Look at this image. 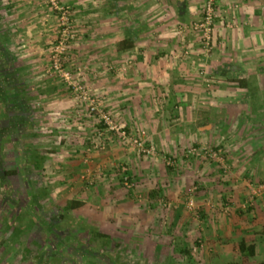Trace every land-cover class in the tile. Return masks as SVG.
<instances>
[{
    "label": "crops",
    "instance_id": "obj_1",
    "mask_svg": "<svg viewBox=\"0 0 264 264\" xmlns=\"http://www.w3.org/2000/svg\"><path fill=\"white\" fill-rule=\"evenodd\" d=\"M62 1L77 33L69 47L71 71H81L84 84L116 122L158 155L137 154L117 136L105 150L91 151L101 123L70 88L46 72L49 44L58 32L57 14L44 0H0V45L8 59V65L0 66V132L12 128L8 138L16 134L20 146L26 138H36L38 122L47 119L50 134L61 136L50 160L49 155L32 154V168L39 160V171L47 163L52 170H66L53 181L59 187H41L39 199L48 196L51 201L52 195L65 192L69 200L83 203L77 210L92 212L93 218L100 213L142 218L141 210L155 217L163 207L175 206L164 226L194 233L179 201L185 180H198L201 167L186 151L205 144L223 148L233 169L229 190L220 195L228 215L221 211L224 221L220 219L219 227L213 223L218 232L242 240L225 246L223 253L219 245L214 247L215 259L223 254L226 264H264V197L250 207L248 188L264 182V64H259L264 62V0H218L220 19L211 52L192 33L204 0ZM227 113L247 115L254 128L246 125L242 139L234 130H222L223 122H233ZM250 131L256 132L250 139L255 138V145L248 144ZM166 158H174L177 168H169ZM124 168L136 186L129 196L120 184ZM81 178L96 186L85 188ZM207 181L202 179L204 194L211 198ZM242 241L254 246V253H242Z\"/></svg>",
    "mask_w": 264,
    "mask_h": 264
},
{
    "label": "rangeland",
    "instance_id": "obj_2",
    "mask_svg": "<svg viewBox=\"0 0 264 264\" xmlns=\"http://www.w3.org/2000/svg\"><path fill=\"white\" fill-rule=\"evenodd\" d=\"M44 1L48 3L58 18L57 37L51 39L52 42L49 44L48 57L50 62L46 72L48 77L55 78L58 83L69 88L63 77L50 72L54 51L64 38L63 16L51 4L50 0ZM205 2L206 0L203 1L200 19L202 18ZM56 3V6L69 10L71 29L75 35L74 40H76L77 33L70 8L64 6L62 0H57ZM216 14L218 16L217 23L220 19L218 10ZM199 20L194 21V24ZM192 33L198 34L199 38H202L194 29H192ZM201 42L203 43L202 39ZM71 43L72 41L66 44V54L64 56L66 58L64 65L69 71H71L68 59ZM203 46L202 48L205 50ZM213 47H215L214 40ZM12 48L17 53L18 49ZM259 64L263 65L264 62ZM74 71L76 73L79 70L75 68ZM234 101L232 100V102ZM230 104L233 107L235 106L234 103ZM232 109H234L233 112H236V108H230V110ZM227 114L228 120L232 119L233 122H223L221 129L234 130L232 132H237L239 134L238 138L242 139L241 134L245 132L246 125L252 126L254 123L249 122L247 115L243 117L237 114L234 117L236 113ZM235 118L237 119L235 120ZM37 120L40 121V118ZM250 120L253 121V119ZM47 127V119L38 122L35 130L38 136L30 141L26 138L25 141L20 142V146H17L19 143L17 135L14 134L15 132L11 141L8 138L12 134L10 133L12 128L10 130L4 128L3 132H0V264H226V256L223 254H218L221 261H216L217 254L214 252V247L219 245V248L223 249L221 250L223 253L225 246L238 243L242 239L237 235L218 232L221 229L215 226V224L218 227L221 225L220 219L224 221L222 214L223 212L227 213L223 209L225 203L220 195L224 196L227 192L226 189L229 190L231 184L230 174L233 173L232 165L228 161V154L225 153L223 148H215L206 144L197 147H206L210 150L218 149L221 152L222 162L203 157H189L192 161L200 162L201 168L199 174H197L199 175L198 180L197 176H195V179L185 180L183 192L180 195L182 200L179 201V204L182 203V215H184L186 221L191 223V229L195 230L194 233L188 234L187 231L178 230L176 227L168 229L164 226L163 221L167 219L165 218L166 214L169 221H171L175 206L168 210L163 207V211H159L155 217H146L147 212L141 210L143 211L141 212L142 218L139 216L122 217L123 213L118 218L103 217L101 213L99 214L100 218L96 216L93 218V214H90L92 212L87 211L88 213H86L83 209L76 212L66 211L68 203L71 202L69 200L71 196H66L65 192L52 195L51 201H49L48 196L44 197V200H40L41 187H48L51 190L59 187L54 184L56 175H62L66 172L65 169L59 168L52 170L53 166L48 163L47 168L43 171L31 166V157L34 152L49 155L47 157L50 160V155L54 154L59 148L56 143L60 141L61 136L59 135L60 138L56 139L50 134ZM43 128L46 129L43 130ZM252 132H249V140L252 138L253 133H256ZM254 141L255 138L250 140L248 144L255 145ZM235 144L239 145L236 140ZM194 147L196 146H191L188 150ZM154 150L156 151V148ZM157 155L158 152L156 151L155 156ZM166 160L169 168H173V170L177 168L174 158L171 159L174 163L173 166H169V158H166ZM36 161L38 166L42 165L39 160ZM225 167H227V170H225ZM101 172L103 171L100 170ZM50 177L52 178L50 179ZM213 177H215V180ZM202 179L208 180L209 189H213L211 194L213 197L208 196V198L204 194L207 187L205 188L202 185ZM82 181L85 188L96 186L88 183L86 178ZM89 181L92 182L93 180ZM120 184L124 195L129 196L130 191L136 188L135 185L133 189H129L122 182ZM252 184L255 185L256 183ZM207 193L210 195V191ZM255 199L257 198H253L250 193V207L252 206L251 202L255 203ZM191 200H194L193 208L188 206ZM140 204L144 208L146 203L143 201ZM183 204H185V207ZM94 205H97V203H94ZM239 208L243 209L242 207ZM215 215L216 217H213ZM215 219L217 221H214ZM212 225L213 227H211ZM93 230L110 236L112 242L104 244L102 239H92L91 231ZM104 230H107L109 234ZM90 238L92 242L89 241ZM42 246L44 249H41ZM186 250H189L190 254Z\"/></svg>",
    "mask_w": 264,
    "mask_h": 264
},
{
    "label": "built area",
    "instance_id": "obj_3",
    "mask_svg": "<svg viewBox=\"0 0 264 264\" xmlns=\"http://www.w3.org/2000/svg\"><path fill=\"white\" fill-rule=\"evenodd\" d=\"M50 2L54 7H56L57 10L60 11V14L63 16V26H65L63 31V37L65 39L63 38V40L60 42V45L54 51L52 59L53 63L50 72L63 77L69 88L74 93L78 102L85 104L90 115L98 119V121L104 125V128L98 132V140L93 141V145H91V151L105 150L107 143L113 139V136H117L126 147L137 151L138 154L145 157L155 156L156 151L154 148L150 147L143 138L133 136L126 130L124 126L116 122L111 113L103 107L100 98L84 84L82 81L83 73L81 71L74 73L73 71H69L65 68L64 62L66 58H64V56L66 54V44L73 41L75 39V35L71 29L69 10L64 7L56 6L57 0H50ZM217 2L218 0H206L202 18L197 23H195L194 26H192V29L201 35L204 48L207 52H211L214 48V30L216 19L218 18L216 14ZM187 156L190 158H209L217 162L223 161L221 152L219 150H210L206 147L191 148L187 151ZM168 164L169 166H173L174 163L170 159ZM225 170H227V167H225ZM88 182L92 184V182ZM123 184L129 189L134 188V184L127 175L126 168L123 169ZM248 187L253 198L264 197V182L257 183L255 185L250 183ZM188 206L193 208L194 200H191Z\"/></svg>",
    "mask_w": 264,
    "mask_h": 264
},
{
    "label": "trees",
    "instance_id": "obj_4",
    "mask_svg": "<svg viewBox=\"0 0 264 264\" xmlns=\"http://www.w3.org/2000/svg\"><path fill=\"white\" fill-rule=\"evenodd\" d=\"M6 53V51H3V48L1 47V45H0V66L1 65H3L4 63H6L5 65H8V59L6 58V56L5 55H7V53ZM3 56H4V58H3ZM9 65H10V63H9ZM4 66V65H3ZM2 67V66H1ZM9 73H7L6 72V76H8L9 77V75H8ZM238 82H240V83H242L243 81H238ZM102 125V124H101ZM102 128H104V125H102ZM216 150H218V149H216ZM34 163V167L35 168H38L39 166H38V162L36 161V160H34L33 161ZM83 206V203L82 202H80V201H71V202H69L68 203V205H67V207H66V211H74V210H77V209H79V208H81ZM54 231V230H53ZM91 237H92V239L94 238V239H97V238H99V239H102L103 240V242H104V244H110V242H112L111 241V237L110 236H108V235H105V234H103V233H99L98 231H95V230H93V231H91ZM58 238V237H57ZM59 239V238H58ZM92 239L90 238L89 239V241L90 242H92ZM198 245H200L199 243H197ZM240 249H241V252L242 253H245V252H250V253H254V249H255V247L254 246H251V247H248L247 245H246V243L244 242V241H242L241 242V247H240ZM186 252L188 253V254H190V252H189V250H186Z\"/></svg>",
    "mask_w": 264,
    "mask_h": 264
}]
</instances>
